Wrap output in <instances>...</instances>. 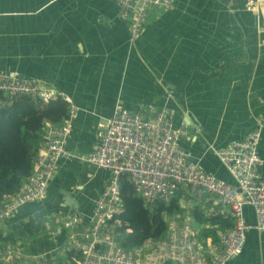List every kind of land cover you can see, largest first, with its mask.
<instances>
[{
  "label": "crops",
  "instance_id": "0c3cea01",
  "mask_svg": "<svg viewBox=\"0 0 264 264\" xmlns=\"http://www.w3.org/2000/svg\"><path fill=\"white\" fill-rule=\"evenodd\" d=\"M249 1L174 0L171 11L149 10L132 40L115 0H0V72L38 80L64 97L75 114L66 149L77 155L94 149L115 107L146 115L166 108L174 126L187 130L180 147L234 186L215 152L260 127L264 181V0L256 9H247ZM107 178L90 163L62 159L45 198L0 223L7 245L50 264H73ZM200 193L196 203L218 204ZM74 216L81 223L66 230ZM244 216L255 222L251 207ZM227 264H264V232L247 231L242 253Z\"/></svg>",
  "mask_w": 264,
  "mask_h": 264
},
{
  "label": "built area",
  "instance_id": "2783aa9c",
  "mask_svg": "<svg viewBox=\"0 0 264 264\" xmlns=\"http://www.w3.org/2000/svg\"><path fill=\"white\" fill-rule=\"evenodd\" d=\"M256 1L250 0L247 9H256ZM115 2L119 18L127 22L132 40L141 35L149 10L167 12L174 8V0ZM18 97H31L43 106L64 98L38 80L22 78L15 72H0V109ZM148 112L146 115L115 107L107 123L99 125L98 142L86 155L66 149L75 119L72 108L68 120L61 126L45 125L44 144L33 172L17 193L0 203V223L22 205L42 201L59 162L77 159L107 171L108 178L93 206L90 224L80 236L78 257L73 264H227L239 256L247 231L264 232V181L259 174L262 159L258 152L260 127L215 152L235 180L233 186L205 172L192 160V155L180 147V141L188 133L185 127L174 126L168 109L149 108ZM124 177L150 208L157 201L181 200L206 191L217 203L230 209L234 227L220 234L217 244L201 249L196 245L189 219L173 215L166 221L163 238L133 250L123 249L114 237L113 226L108 223L123 211L121 182ZM245 207H251L254 212L253 224L244 216ZM80 223V218L74 216L63 224L71 231ZM0 258L7 264H50V259L44 255H25L20 244L7 245L0 252Z\"/></svg>",
  "mask_w": 264,
  "mask_h": 264
},
{
  "label": "trees",
  "instance_id": "16d2710c",
  "mask_svg": "<svg viewBox=\"0 0 264 264\" xmlns=\"http://www.w3.org/2000/svg\"><path fill=\"white\" fill-rule=\"evenodd\" d=\"M69 113V104L60 97L45 106L31 97H18L0 109V203L17 193L32 174L44 144L46 123L63 124ZM125 178L121 182L123 211L108 223L113 226L123 249L133 250L163 238L167 231L164 218L173 215L189 219L195 231L196 245L201 249L217 244L220 234L234 227L230 210L213 201L204 205L196 203L195 195L192 201H186L191 206L173 198L168 202L157 201L153 208L147 207ZM201 197L206 199L210 195L205 192ZM8 242L0 232V252L5 250ZM0 264L7 263L0 258Z\"/></svg>",
  "mask_w": 264,
  "mask_h": 264
},
{
  "label": "rangeland",
  "instance_id": "374dc122",
  "mask_svg": "<svg viewBox=\"0 0 264 264\" xmlns=\"http://www.w3.org/2000/svg\"><path fill=\"white\" fill-rule=\"evenodd\" d=\"M202 192H206V191H202ZM200 196H202V194L200 193ZM187 197H189V198H187ZM187 197H185L186 198V200H185V202H183L185 205H187V206H191V203L190 204H187V202L186 201H188L189 199L191 200V198L193 197V196H187ZM192 201V200H191Z\"/></svg>",
  "mask_w": 264,
  "mask_h": 264
}]
</instances>
